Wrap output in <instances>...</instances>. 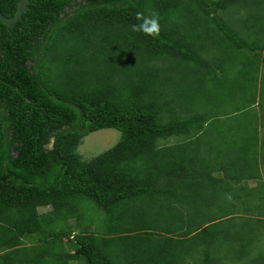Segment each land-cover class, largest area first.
I'll use <instances>...</instances> for the list:
<instances>
[{"label": "trees", "instance_id": "16d2710c", "mask_svg": "<svg viewBox=\"0 0 264 264\" xmlns=\"http://www.w3.org/2000/svg\"><path fill=\"white\" fill-rule=\"evenodd\" d=\"M18 1L0 10L14 17ZM195 4L219 22L209 58L193 44L212 36ZM232 7L264 23V0H29L15 25L0 18V264H235L263 253L264 197L262 217H248L239 193L264 187V128L216 130L220 104L195 106L198 81L215 65L227 86L231 49L250 45L221 13ZM144 17L158 35L139 30ZM107 128L121 131L117 143L85 160L83 138ZM83 204L104 213L93 230Z\"/></svg>", "mask_w": 264, "mask_h": 264}, {"label": "rangeland", "instance_id": "374dc122", "mask_svg": "<svg viewBox=\"0 0 264 264\" xmlns=\"http://www.w3.org/2000/svg\"><path fill=\"white\" fill-rule=\"evenodd\" d=\"M193 7L196 8L195 10L198 13L196 15H198L199 24H205V26L200 27L199 31L203 33L206 31H212V36L206 37L204 40L202 39V41L197 40L193 44L194 46L196 45L195 47L201 54H208L205 57L209 58L211 52H213L215 49H212V46L214 45L212 44V41L218 38L216 26L219 22H214L212 18L206 17L204 8H201L199 4H195ZM231 9L221 13L224 15V18L229 22V24H232L231 26L234 28V32H236V34L240 37V40H242L245 45L249 43L250 45L252 44V46H256V51L250 50V45H247L241 49H237L236 47L231 49L232 53L230 51L229 59L227 61V64H229L231 67L228 66L227 70H225V72H227L228 79L227 81L221 80V82L226 83L227 86H221L223 83H220L219 79L221 78L222 72L220 71L219 73L218 69L216 70L214 65V68H212L215 69L213 73H211L209 76H205L204 82L198 81L197 93L194 90L196 98L198 99L197 105H195L196 110L208 113L210 112L209 106H211V103H219L220 105L217 110L219 113L216 112L218 117L215 120L214 118L212 119L215 123V125L212 126L213 129L218 123L224 122L225 126L223 125L222 131L227 130L232 123L234 125V130L236 131H243V127L247 126L250 128V130H255L257 132L259 130L263 134V129L261 126L262 121L260 118L261 116L264 117V85H262L261 82V79L264 78V51L262 52V49L259 47L264 43V23L261 21H255L251 26L247 22L248 20H244L250 18L248 15L241 18L240 16H237L238 9L236 7H232ZM181 20L183 21L182 16ZM252 21H254V19H250V22ZM203 71L204 70L200 71L201 74L204 73ZM252 77L253 82L251 80ZM240 82H244L245 87L239 86ZM182 83L179 81V86H184L188 92H191L190 87L194 89L192 87L194 86V83L193 85L190 83V87L189 85L185 83L183 85ZM210 94H212V96L207 97ZM243 136L245 138L246 135ZM120 137L121 131L116 128H107L94 131L83 138V141L79 147V152L82 154L85 160H90L105 150L113 147ZM258 151L259 153H262V148ZM225 161L226 164H228L227 161H229V159L226 157ZM217 167L221 166L219 165ZM213 180H215V182H219L221 178ZM231 181L232 177H229V181L225 182L223 185L215 186L216 188L211 187V190L214 188L213 190H218L217 192L219 193L227 191L226 189L231 186V184H229ZM254 185L256 186V181H251L250 186ZM258 185L261 188H259V190L256 192L252 193L249 191H244L239 193L241 194L242 199L245 201V206H251L253 209L252 213L247 214L250 215L248 217H262L261 214H257L258 211H261L259 199L264 197V187H262L260 183ZM229 199L230 198L225 197V200ZM241 206H243V204ZM83 212H86L84 216L87 218L83 221V228H85V225H90V229L93 230L94 226L98 223L100 224V221L104 218L103 212H101L98 208L90 207L89 204H83ZM164 229L165 227L162 229V231H164ZM262 247H264L263 240ZM260 252L261 250L255 249L252 253L250 252V255L247 257V259L237 261L235 264H245L249 259L252 258V260L257 264H264V251L262 254H260ZM258 254L260 256L258 258H254Z\"/></svg>", "mask_w": 264, "mask_h": 264}, {"label": "clouds", "instance_id": "9594fccd", "mask_svg": "<svg viewBox=\"0 0 264 264\" xmlns=\"http://www.w3.org/2000/svg\"><path fill=\"white\" fill-rule=\"evenodd\" d=\"M139 30L143 31L145 34L158 35L159 34V24L155 18H143V23L138 26ZM54 140L49 144L52 147ZM230 198V197H229Z\"/></svg>", "mask_w": 264, "mask_h": 264}, {"label": "water", "instance_id": "95a60500", "mask_svg": "<svg viewBox=\"0 0 264 264\" xmlns=\"http://www.w3.org/2000/svg\"><path fill=\"white\" fill-rule=\"evenodd\" d=\"M29 0H19L18 1V12L14 17H6L2 11L0 10V18L6 24L13 26L15 25L21 18L23 13L27 10Z\"/></svg>", "mask_w": 264, "mask_h": 264}, {"label": "crops", "instance_id": "0c3cea01", "mask_svg": "<svg viewBox=\"0 0 264 264\" xmlns=\"http://www.w3.org/2000/svg\"><path fill=\"white\" fill-rule=\"evenodd\" d=\"M261 126H262V128H263V124H262V122H261Z\"/></svg>", "mask_w": 264, "mask_h": 264}]
</instances>
